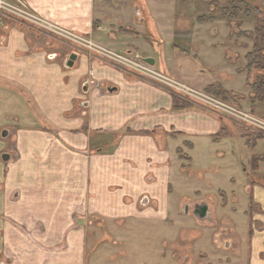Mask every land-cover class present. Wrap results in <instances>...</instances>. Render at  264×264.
<instances>
[{
    "label": "crops",
    "instance_id": "1",
    "mask_svg": "<svg viewBox=\"0 0 264 264\" xmlns=\"http://www.w3.org/2000/svg\"><path fill=\"white\" fill-rule=\"evenodd\" d=\"M26 1L32 11L64 29L88 36L115 50H134L146 54L145 58L154 59V66L159 70L189 86L208 92L209 87L218 85L230 95L232 104L242 107L246 99L250 112L257 115L253 110L258 109L257 103L250 102L248 75L244 68L238 69L236 66L240 62L238 56H241L237 50L234 48L236 52L232 53L233 50L229 51L227 47H214L216 52L210 44L199 48L197 35L190 30L189 22L183 19L185 14L168 15L161 5H157L160 0H124L133 17L129 20L119 13L117 6L120 0ZM137 1L143 3L142 8L137 5ZM262 1L256 0L261 6ZM136 6L142 22L135 15ZM171 18L182 20L173 22ZM146 22L147 31L142 32L136 25L142 26ZM174 24L178 28L173 30L172 34L175 36L166 38L169 27L175 28ZM3 32H7V37L6 42L2 38L5 46L0 48V78L3 80L0 82V127L16 122L21 127L34 128L29 125L32 123L28 119L31 114L28 107L30 104L55 122L62 120L64 113H81L82 111H75V105H78L85 109V116L81 113L82 117L79 119L63 120V124L58 126L67 130L80 129L85 125V119L86 129L89 131L74 136L75 138L64 133L66 148L63 147L62 150H58L54 142L48 144L43 137L18 136V148L20 151L23 149L24 153L19 156L11 174L6 176L7 179H13L16 185H5L3 191H0V258L5 254L3 247L7 237L5 221L9 188L16 199L13 208L17 210V220L32 227L31 234H28L29 230L17 223L21 227V231L16 228L19 241L16 249L10 253L15 264H87L83 242L75 244L67 252L58 251V255L54 248L24 249L21 243L23 233L30 237L32 235L39 241L55 242V226H60L59 239H71V212L73 209H87L89 196L93 197L100 209L105 206L120 210V202L114 201L115 197L110 195L111 190L106 189V196H102L104 191L98 185V176L101 179L103 172L99 171L97 162H94L96 166L92 168V177L97 180V185L89 186L88 183L85 150L92 141L98 144L101 134L106 133L120 138L112 157V169L113 178H125L129 183L122 186L125 187L122 193L145 194L140 200V206L145 209L143 216L129 217L115 222V225L132 228L137 223L138 226L148 227L140 232L144 234L146 231L151 232L152 228H160L162 233L157 236L159 247L158 252L156 251L158 259L154 264H164L167 258L171 260L167 264H264V182L261 180L257 182L251 177V181L243 188L249 199L239 212L231 207L233 215L219 210L214 202L215 204L206 203L209 206L210 220L199 221L195 217L169 219L173 206L171 193L175 185L209 189L212 193L226 195L219 190L218 169L210 163L218 155L215 147L219 141L229 134L237 135L239 129L232 127L226 118L187 102L166 88L136 75L123 73L113 66L98 63L93 58L79 56L69 48V53L64 58L57 57L56 53L46 58L44 51H33L41 50L42 45L30 43L27 40L28 34L21 28H6ZM176 38L182 42L176 44ZM33 44H38L39 48L33 49ZM21 53L24 57L20 56ZM72 54L77 58L73 66L68 68L66 63ZM201 55H210L207 58L210 63L202 61L205 64L199 70L196 61ZM228 73L245 77L244 92L231 90L224 85L230 78ZM9 81L14 83L16 89L8 85ZM85 83L88 84L87 93L82 91ZM103 84L105 92L99 88ZM18 87L29 94L28 101L23 100ZM108 88L115 91L109 93ZM84 103L88 106L84 107ZM4 131H7L6 137H2ZM0 137L7 140L9 131L3 129ZM252 142L256 145L257 139ZM51 145L59 153L51 152L47 155L52 149ZM71 149L75 152H71ZM177 151L181 153L180 156ZM195 151L202 163L200 166H195L193 158L187 155L188 152ZM3 154L0 155V180L4 179L2 163L11 162L10 154V160L3 162ZM25 164L28 165V172H24ZM144 198L149 201L146 206L141 205ZM233 200L237 201L235 197ZM224 204L226 205V200ZM151 207L159 209L160 214L151 211ZM83 216L80 213V219ZM126 220L133 222L126 223ZM163 223L165 227H162ZM73 236L77 237L76 234ZM220 237H226L222 241L231 247L230 250L217 249ZM80 240L84 241V237H79ZM202 240H207L212 250L222 251L223 255L218 252L215 257L209 258V254L200 251ZM162 247H170L172 252L169 256L162 251ZM93 263L103 264V257L99 258L97 255ZM136 264L142 263L139 261ZM144 264H148V261Z\"/></svg>",
    "mask_w": 264,
    "mask_h": 264
},
{
    "label": "rangeland",
    "instance_id": "2",
    "mask_svg": "<svg viewBox=\"0 0 264 264\" xmlns=\"http://www.w3.org/2000/svg\"><path fill=\"white\" fill-rule=\"evenodd\" d=\"M232 3L238 6L242 12L239 15H237L236 18L232 21L227 18H219L217 16L218 12L224 8L231 9L233 7ZM137 5L139 7L141 6L142 8L143 3L141 1L140 2L137 1ZM157 5H161L162 9H164L163 11H165L166 13H168V15L171 16L174 15V13H176V15L185 14L183 19H186V21L189 22L191 27L190 30H193L194 34L197 35L196 37L198 38V43L200 45L199 48L207 47L206 46L207 44L213 45L212 46L213 49L214 47H217V49H219V47H227L229 48L228 50L231 51L235 48L238 54L241 55L238 56V60L240 62H237L236 66L238 67V69L244 68L243 70H245L246 68L245 65L246 62L244 61L246 57L245 53L247 54L252 50L253 39L255 37L254 30L256 27H264V0L262 1V6L259 5V3L256 2V0H160V2L158 1ZM117 7L119 13H121L124 19L129 20V18L131 19L133 18L124 0H120V4ZM257 8L259 9V12L262 14L261 18L259 19L256 18V15L254 13V10ZM245 10L249 11V16H246L243 13ZM202 16H205L206 18L213 17L212 18L213 20L209 22H205V21L202 22L201 19L204 18ZM179 20L182 19L176 18L174 20V18L173 19L171 18V21L173 22L174 21L178 22ZM136 26L140 27V30H142V32L147 31L148 28L147 22L144 23L142 26H138V25ZM13 27L21 28L25 33H27L29 37L27 40L30 41V43L41 44L42 45L40 47V49L42 48L41 50L36 49L39 48L38 44L36 46L35 44H33L32 48L36 49L33 51H37V50L44 51L46 54V58H48V56L54 53L58 54L57 57L64 58L69 53V50L67 49L69 48L71 51H74V53L79 56H84L91 59L93 58V60L98 63L109 65L108 63L98 59L96 55H90L87 52L80 51L74 46L65 43L64 41L51 37L50 35L47 34L39 33L37 31L25 27L22 24H18L14 22H7L4 27H0V48H3L5 46L6 37H7L6 36L7 32H3V30L6 28L10 29ZM173 30H178L176 25L175 28H172V26L169 27L168 29L169 35H166L165 37L173 38L175 36V34L174 35L172 34ZM2 38L5 39V42H2ZM174 42L177 44L179 42H182V40L176 38L174 39ZM217 49H214L213 51H216ZM115 51L119 53L124 52V50L121 51L117 49ZM233 52L236 51L233 50L232 53ZM138 53L142 57L144 58L146 57V54H143L141 52ZM208 53L211 52L208 51ZM24 54H26V52ZM24 54L20 56L24 57ZM209 56L210 55L205 57L201 55L198 61H196V66L199 68V70L203 68L205 63L208 64L210 63L209 60L207 59L209 58ZM204 60L206 61L205 63L202 62ZM158 63L159 62L156 59V64L158 65ZM155 68L156 70L161 71L158 69V67ZM117 69L123 73H126L119 68ZM247 75H248L247 88L249 87V84L256 82L260 78H264V72H260L255 69H251L247 73ZM175 80L178 81L177 79ZM2 81L3 80H1L0 78V82ZM244 82H245V77L237 76L236 74H230V78L224 82V85L231 90L244 92L246 90ZM8 85L16 89L14 83H11L9 81ZM190 87L194 88L192 86ZM18 88H19L18 89L19 93L23 95L22 96L23 100H25V102L28 101V99H30V97L28 96L29 94L25 91L23 92L22 88L20 87ZM99 88L103 92L106 91L104 84L99 85ZM197 90L203 91L200 89ZM187 102L194 103L192 101H187ZM194 104H197L205 108L199 103L195 102ZM232 105L236 106L237 108L245 112L251 113L250 107L246 99H245V103H242V107L237 106L235 104ZM257 105H258L257 106L258 109L254 108L253 110L255 111V113L257 112L256 113L257 117L264 119V102L263 103L257 102ZM32 106H33L32 104L28 106L29 109L31 110V114H29L28 119L29 121H32V123H30L29 125L33 126L34 128L21 127L16 122L10 125H6L4 127H0V134L3 129H7L9 131V137L7 138V140H2L0 137V155L3 153H7L11 155V162L7 164L2 163L4 165L3 168L4 179L0 180V191L5 185H8V187L12 185L13 186L16 185V183L13 182V179H11L10 177H8L7 179L6 176L7 175L9 176L11 174V170L14 169L15 165L17 164V161L20 158L19 156H21V153L22 154L24 153L23 149H21L20 151V149L18 148V136H22L25 138L31 135L36 136V138L38 136L43 137L47 139L46 141L48 144L49 143L53 144L54 142V146L56 145L58 150H62L63 147L66 148L63 142L64 133L65 134L69 133L68 135L70 137L75 138L74 136H79L80 134H85L87 133V131H89L88 129H86L87 123L85 119H84L85 125L80 129L67 130L58 126L63 124V120L74 121L79 119L81 113L82 116H85L84 113H86V111L81 106L75 105L76 106L75 111L77 110L82 111L81 113L78 112L76 114L64 113L63 119L57 121L58 123L55 122L54 120H51L49 117H47V115L38 112L37 109L33 108ZM49 116H53V115H49ZM228 121L231 123L232 127L239 129L240 132L237 135L229 134L228 136L224 137L219 141V144L216 145L215 147V151L218 153V155L217 157H215L214 162L212 161V163H210L212 164L213 167L218 169L219 178H220L219 190L225 192L226 195H220L217 192L212 193L209 191V189L208 190H205L203 188L194 189L190 187L188 188L179 187L175 185L171 193V197H172L171 204L173 206L171 207L170 210L169 219L190 218V217L192 218L194 217L193 210L195 205L201 203L215 204L214 202H216V206L219 210L225 212L226 214L232 213L233 215L234 212L231 210V207H233L237 212H239L240 208L242 209L245 207L246 202L249 199V196L244 192L243 188L247 184V182L251 181V177H253V180L257 182L258 180L264 182V136L253 134L251 131L242 127L241 125H238L230 120ZM104 134H101L100 136L101 140L100 142H98V144L93 143L92 141V143L89 144L87 150H85L86 151L85 154L87 155V159H88V170H89L88 183L89 186L97 185L95 183V181L97 182V180H95L94 177H92V168H95L96 165L94 162H97L100 168L99 171L103 172V177H101V179H99L98 176V182H99L98 185H101V188L103 187V191H104L102 192V196H106L105 195L106 189L111 190L110 193L111 197L113 196L115 197L114 198L115 202H120L119 204L120 210L118 209L112 210L111 208H106L105 206L104 208L100 209L98 208L99 207L98 203L93 199V197L89 196V199L87 200L86 203L87 209H85L84 211H80L79 209H73L71 212L72 213L71 226H70V233L72 234L71 239H69V237H67L66 241H63L62 238L59 239V237H61L60 236L61 232H59L60 226H55V230H56L55 242H53L52 240L39 241L38 239H36V237L34 236L32 237V235L30 237L23 233L21 246L24 249L36 248V250L39 249L48 250L54 248L57 253L56 255H58V251L67 252L69 249L75 247V244L79 245L81 244V242H83L82 246L84 248L87 264H92L93 261L96 259L97 255L99 256V258L103 257V264H136L139 261L142 264H144V262L146 263L147 261L148 264H154L156 262V260L158 259V255L156 254V251H157V247H159L157 236H160V234L162 233L160 232L161 231L160 228L155 229L151 227L152 231L151 232L146 231L147 233L144 234L140 232H142V230L144 231V229L148 227L138 226L137 223L132 225L131 226L132 228H129V226L126 225L124 226L115 225V222L117 221L120 222V220L122 221L123 219H128L129 217H141V215L143 216L145 209L142 206H140V200L145 194L141 192L122 193L123 189L125 188V187L123 188L122 186H127L129 185V183L126 182L125 178H113L114 171L112 169L113 166L112 161H114V158L112 157L117 150L118 142L120 138L117 136L115 137L109 136L106 133ZM246 139H248L249 141ZM254 139H257L256 145H253L252 141H254ZM54 146L51 145L52 151L49 150L47 152L48 153L47 155H50L51 152L52 154L59 153L57 152V149L54 151ZM69 146L74 148L71 145ZM71 152L74 153L75 151L71 149ZM27 154L29 153L27 152ZM178 154L179 156L181 155V153ZM187 155L190 158H193L194 161L193 163L195 166H200L202 164L200 163L197 151L188 152ZM254 159H258L255 162L256 170H253ZM117 163L119 164V162ZM118 166L119 165H117V167ZM25 171L28 172L27 164L24 165V172ZM254 172L255 173L257 172L256 173L257 175ZM190 180H194V179H190ZM24 184H26V179ZM234 197L237 199L236 202H234L233 200ZM213 198H215L216 201ZM7 199H8L7 200L8 208H7V215L5 221L7 224V237L3 247L5 254L0 258V263L15 264V259L11 257L10 253L13 249H16V245L18 244L19 241L17 240V229L20 230L21 227L17 226V223L19 225L21 224V226L23 224L21 223L22 220L21 221L17 220V210L13 208L14 205H16L15 203L16 199L14 197V192L12 193V190H10L9 188H8ZM225 200H226V205L224 204ZM147 211L150 212V210ZM151 211L156 212V214H160L159 209H155L154 207H151ZM80 213L82 216L84 215L83 219H80ZM128 222H133V220H128V221L126 220V223ZM161 225L162 227H165L163 226L165 225L164 223ZM22 228H26L27 230H29L28 234H31L30 229L32 227L30 225L28 226L23 225ZM73 234H76L77 237L74 238ZM79 237L80 238L84 237V241L81 240L79 241ZM32 238L33 241L35 240V242L32 241ZM225 238L226 237L224 238L220 237L221 240L217 242V249L222 251L230 250L231 247H229V245L226 243L224 244V242L222 241ZM182 244H186V243H182ZM200 247L202 248L200 249L201 252L210 255L209 258L215 257V255L218 254V252L223 255L222 251L212 250L207 240H202L200 242ZM162 251L166 253L167 256H169L170 253L172 252L170 250V247L169 249L166 247H162ZM177 251L179 252V250ZM165 260L167 263H170L171 261L169 258ZM166 262H164V264H167ZM208 262L211 263L212 261H208Z\"/></svg>",
    "mask_w": 264,
    "mask_h": 264
},
{
    "label": "built area",
    "instance_id": "3",
    "mask_svg": "<svg viewBox=\"0 0 264 264\" xmlns=\"http://www.w3.org/2000/svg\"><path fill=\"white\" fill-rule=\"evenodd\" d=\"M7 22L22 24L34 31L64 41L80 51L96 55L98 59L115 68L160 85L185 101L199 103L210 111L248 129L253 134L264 136V119L245 112L212 94L198 91L176 81L165 72L156 70L155 66L147 64L144 61L145 58L134 50L119 53L93 41L88 36L55 25L32 11L26 0H0V27H4Z\"/></svg>",
    "mask_w": 264,
    "mask_h": 264
},
{
    "label": "trees",
    "instance_id": "4",
    "mask_svg": "<svg viewBox=\"0 0 264 264\" xmlns=\"http://www.w3.org/2000/svg\"><path fill=\"white\" fill-rule=\"evenodd\" d=\"M233 7L231 9L224 8L221 9L217 16L219 18H227L229 20H234L237 15H239L242 11L241 9L233 4ZM246 16H249V11L245 10L243 12ZM254 13L256 15V18L259 19L261 18L262 14L259 12V9H255ZM213 17L206 18L204 17L202 22H209L212 21ZM254 39H253V45H252V50L247 53L245 57V62H246V68L245 72L248 73L251 69H255L260 72H264V27H256L254 30ZM250 89V102L252 104L257 103V102H264V78L258 79L256 82L249 84ZM208 93L214 95L215 97L222 99L223 101L227 103H231L230 101V95L223 91L218 85H212L208 89ZM177 100V98H175ZM258 159H254L253 164L254 168L253 170H256V164L255 162Z\"/></svg>",
    "mask_w": 264,
    "mask_h": 264
},
{
    "label": "water",
    "instance_id": "5",
    "mask_svg": "<svg viewBox=\"0 0 264 264\" xmlns=\"http://www.w3.org/2000/svg\"><path fill=\"white\" fill-rule=\"evenodd\" d=\"M135 15L137 16V18L139 19L140 22H142V18H141V14L139 12V8L136 6L134 9ZM77 56L75 54L70 55L69 60L66 63V66L68 68H71L73 66L74 61L76 60ZM144 61L151 65L154 66L155 65V61L154 59L151 58H146L144 59ZM82 91L83 93H87L88 91V84L85 83L82 87ZM107 91L109 93H113L115 91V89L112 88H108ZM87 103H84V107H87ZM7 136V131H4L2 133V137H6ZM1 159L3 162H8L10 160V156L8 154H3L1 156ZM148 199L144 198L141 202V205L146 206L148 204ZM193 215L195 218H197L199 221H206V220H210V214H209V206L206 203H201V204H197L194 207L193 210Z\"/></svg>",
    "mask_w": 264,
    "mask_h": 264
}]
</instances>
